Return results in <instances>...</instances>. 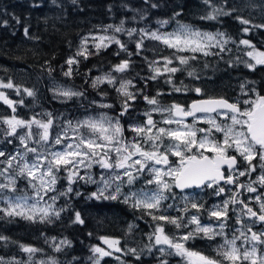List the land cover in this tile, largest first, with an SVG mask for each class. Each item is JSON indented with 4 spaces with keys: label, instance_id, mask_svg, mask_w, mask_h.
Wrapping results in <instances>:
<instances>
[{
    "label": "snow or ice",
    "instance_id": "snow-or-ice-1",
    "mask_svg": "<svg viewBox=\"0 0 264 264\" xmlns=\"http://www.w3.org/2000/svg\"><path fill=\"white\" fill-rule=\"evenodd\" d=\"M72 2L75 3L76 0ZM202 3L209 9L206 15L200 17L202 20H217L220 16H231L236 11L235 8L225 11L213 0H202ZM151 7L156 8L158 5L152 4ZM180 15L181 12L176 11L170 19L175 20ZM143 18L141 16V19ZM14 19L19 23L18 18ZM236 19L243 25L251 23L242 16H237ZM158 23L163 26L169 24L170 20ZM3 24L7 25L8 21L4 20ZM123 24L122 20L120 26L108 25L107 29L114 28L117 33L127 31L129 37L139 31L141 39L136 42L138 53L146 38L159 41L166 48L173 50L170 56H160L158 60L149 61V67L153 71L149 79L155 80L158 76L167 74L166 83L172 85V91H194L198 96L204 94L201 87L188 88L183 82L181 86H176L173 75L187 71L189 77L199 79L196 71L190 70V61L198 59L195 54L200 53L205 57L220 55L226 50L223 45L231 39L224 32L203 31L179 20H176V28L172 32L163 33L143 28L126 30ZM253 27L264 28V24ZM249 30L248 27L242 29L245 33ZM28 31L25 27V36ZM93 40L98 41L94 44L97 51L115 43L122 51L127 52L126 46L114 35H101L93 37ZM88 42L89 38L83 37L75 57L68 58L66 63L69 70L63 73L65 76L72 75L71 66L78 63L76 57L83 55L87 59L90 54L87 49ZM239 43L252 49L245 53L249 59L240 62L250 71H255L257 66H264V51L256 49L247 39H242ZM214 47H219L220 52H212ZM128 55L131 56L132 53ZM174 61H178L179 66H172ZM229 63L231 66V62ZM129 67L130 60H121L113 66V70L123 73ZM204 67L209 65L205 64ZM105 82L115 85L117 81L109 73L93 79L92 87L97 88ZM252 83H241L240 94L235 100L224 96H207L192 100L189 104L173 102L164 106L156 97L144 96V100L152 107L144 113L146 119L143 123L129 126L130 131L134 133L131 140L125 137V128L120 117L127 114L131 107L130 101H135L138 94L143 95L142 92L134 94L129 90L133 87L131 80L120 81L119 87L116 88L125 98L119 116L111 117L102 113L98 118L87 116L75 123L66 121L63 130L56 133L54 138L52 130L56 127L57 118L51 113L45 114L47 120L37 119L35 116L27 120L16 115L0 117V123L6 125L3 143L13 145L14 149L11 152L6 148L0 149V213L3 214L0 218L20 217L31 222L51 223L53 216L58 219L61 212L66 210L56 209L55 202L61 196L66 197L72 193V185L82 180L97 185L96 191L90 194V199L121 201L122 198V203L151 217L154 225L152 232L148 234L150 243L145 245V249L149 253H152L153 249L159 251V264H169L163 257L171 255L182 257L186 264H264V228L253 230L257 224L264 225V193L258 192L254 186L264 188V95L255 87H251ZM0 88H16L18 94L20 91V86L14 85L11 80L7 83L0 81ZM23 91L28 96H35L32 89L24 88ZM55 95L70 100L73 97H83L84 93L58 89L55 90ZM160 95L161 93L157 92V96ZM0 101L8 105L13 113L16 112L15 102L2 91ZM98 106L113 107L111 104ZM153 113L161 114L163 119L154 120ZM189 117L191 123L187 121ZM199 123L207 124L208 127H198ZM14 140L19 143L14 144ZM172 157L176 159L172 160ZM241 158L247 165L244 170H240ZM257 159L261 162L260 175L248 184L238 183L239 177L256 173L257 165L254 161ZM93 166H99L103 170L98 179L90 172ZM81 170H84L83 175ZM61 173H66L64 178L68 183L64 191L58 192L57 184ZM145 174L148 178L144 180V185L136 189L135 184ZM21 179L26 181L23 188L18 184ZM221 182L225 185H235L238 191L224 200L222 205H213L211 209H205L204 204L183 194L190 188L207 187L213 189L216 196H220L226 191ZM175 189H179L182 195L178 196ZM240 189L255 194L249 199L254 200L258 210L237 199ZM49 193L56 194L49 196ZM76 195L79 196L80 193L76 192ZM178 199L184 202L183 208L178 207ZM169 200L173 202L167 204V209L163 208L162 205ZM237 204L242 205L236 216V224L240 225L236 229L239 235L234 232L229 238L225 231L230 219L229 206ZM173 208L177 209L178 215L167 214V211ZM192 209L196 210V214H190ZM203 211H207L210 217L207 224L202 222ZM244 217L249 223H245ZM212 219L216 221L215 226L211 222ZM71 222L81 225L85 223L79 211L75 212ZM167 225L174 226L177 232L183 230V234L168 235ZM133 227L134 225L130 224L129 230ZM218 237L222 239V243L216 245L215 257L186 246L188 241L197 238L215 242ZM55 239L52 238L53 241ZM100 239L109 248L121 251L118 247L119 240L108 237ZM0 241L8 242L9 238L0 235ZM238 241L241 243L238 244ZM18 246L21 252L27 254L28 259L21 261L13 257L6 262L4 257H0V264H59L52 256L34 259L35 254L43 252L41 248L23 243ZM63 246L70 247L71 241L65 238L52 245L56 252L62 251ZM128 251L137 260L140 259V254L135 248ZM91 252L94 254L92 264H100L101 258L112 255L110 251L97 245L92 246Z\"/></svg>",
    "mask_w": 264,
    "mask_h": 264
},
{
    "label": "trees",
    "instance_id": "trees-1",
    "mask_svg": "<svg viewBox=\"0 0 264 264\" xmlns=\"http://www.w3.org/2000/svg\"><path fill=\"white\" fill-rule=\"evenodd\" d=\"M213 2L225 11L230 8L236 11L231 16H220L217 20H202L200 17L209 11L202 0H76L75 3L72 0H0V80L31 85L37 77L41 78L43 84L48 78H68L70 84L86 90L93 73L108 70L121 60H130V67L122 76L132 81L131 90L134 94L143 93L138 94L132 103L136 105L135 111L142 107L144 96L156 97L162 105L173 102L186 104L198 97L194 91H172V85L166 83L167 74L155 80L149 79L153 75L149 61L158 60L160 56H170L173 52L157 41L144 39L138 53L136 42L141 36L133 34L128 37L123 32H115L113 28L109 29L110 32L126 46L127 52L115 43L99 51L96 49L87 59L78 57V63L71 66L70 77L63 74L69 69L66 61L75 55L79 38L83 34L108 25L120 26L122 20L126 30L156 27L160 25L158 21L166 19L170 23L165 26H170L179 20L200 29L224 32L233 41L247 39L256 48L264 50V28L253 27L264 24V0ZM152 4L158 7L153 8ZM176 11H180L181 15L171 20ZM141 16L144 18L141 19ZM237 16L251 23L243 25L236 19ZM14 17L19 19V23ZM4 20L8 21L7 25L3 24ZM25 27L29 30L27 36L24 35ZM244 27H248L249 32H243ZM241 54L239 48L233 45L220 55L205 57L197 53L195 55L198 59L190 61V70L194 69L200 78L189 77L187 71H182L175 73L172 79L176 86H181L183 82L188 88L201 87L204 97L224 96L233 99L237 83L245 81L253 82L250 86L264 95V66H257L255 71H250L240 62ZM205 64L209 67L205 68ZM172 66H179V62L174 61ZM96 91L106 94L110 100H116L117 95L114 96L111 88L105 84ZM157 92L161 95L157 96ZM41 95L42 104L54 103L51 99L44 101L47 96L45 91ZM60 204L66 210L61 212L58 219H52L51 223L31 222L20 217L0 218V235L9 238L8 242L0 241V254L17 255L20 251L18 245L23 243L43 249L42 253L37 254L52 256L58 261H70L72 264H84L92 254L93 245L105 247L101 237H121L118 236L117 226L122 227L124 220L139 216L142 212L121 201L90 199L84 193L76 197L68 195L59 201ZM76 211L81 213L85 221L83 225L71 222ZM51 236L64 237L71 241V246H63L62 251L56 252L47 241ZM101 264H110L108 257H103ZM136 264L143 263L138 261Z\"/></svg>",
    "mask_w": 264,
    "mask_h": 264
},
{
    "label": "rangeland",
    "instance_id": "rangeland-1",
    "mask_svg": "<svg viewBox=\"0 0 264 264\" xmlns=\"http://www.w3.org/2000/svg\"><path fill=\"white\" fill-rule=\"evenodd\" d=\"M141 28L146 29V30H159L162 33L163 32H172L176 28V24H173L170 26L159 25V26L152 27V28L140 27V28H135V29L139 30ZM105 29H107V27H102V28H100L94 32H89V33L83 34L79 38L76 52L79 50L81 39L83 37L87 36L89 38L87 49H88V52L90 54H92L96 50V48L94 47V44L98 42L96 40H93V37H98L101 35L113 36V32H110L111 30L107 29V31H105ZM201 30L207 31V32H213V33L219 32V31H214V30H204V29H201ZM123 34L128 36L127 32H123ZM134 34H136L137 36H140L139 31H137ZM240 40H242V39H240ZM239 41H233L232 39H230V40H228L227 44L223 45V47L227 50L228 48H230V45H233V47L236 46L237 48H239V50L242 53L241 54L242 55L241 61L248 60L249 57H247L245 55V53L248 51H251L252 49L249 48L248 46L240 44ZM157 42H159V41H157ZM105 43H106V41H105ZM256 49H258L260 51H264L263 49H260V48H256ZM211 51L212 52H220V48L214 47L211 49ZM76 52H75V54H76ZM70 57H75V55L70 56ZM78 57H80V59H82L84 56L81 55ZM78 57H76L77 60H78ZM68 58H67V60H68ZM242 64H244V63H242ZM113 66H111L108 70H105L103 72L93 73V75L90 77L89 87L86 90H82L80 88L73 86L72 84H70L68 82V80H67L68 78H63L64 80H62L61 78H48V79H45L46 81L43 84L41 78L37 77V78H35V80L33 81V84H31V85L19 84V83H15L11 80L14 85L20 86L19 94L17 93L16 88H12V89L0 88V91L4 92L8 96L9 99H11L13 102H15L16 112L13 113L12 109L9 108L8 105L4 104L3 101H0V117L16 115L19 118H23V119L27 120V119H31L32 117L35 116L37 119L47 120L48 117L45 114L51 113L53 115V117L57 118L55 121L56 127H54L52 130L53 138L55 137L56 133L61 132L63 130V126H64L66 121H72L73 123H75L76 121L82 120L87 116H93V117L98 118L100 116V114H102V113H104L108 116H111V117H117L119 115L117 114L116 110H122V103H123V100L125 98L123 96H121L116 91V88L119 87L120 81L127 80V79L122 76V73L115 72L113 70ZM68 70L69 69L67 68V71ZM64 71H65V69H63V72ZM109 73H111V75L116 78V81H117L116 84L110 85L107 82H105L103 84H105V85H107V87L111 88L114 96L117 95L116 96L117 98L115 97L116 100H110L109 98L106 97V95H102L104 93H99L96 91V89L99 86H101L102 84L98 85L97 88L92 87L93 79H95L97 76H104V75L109 74ZM0 81H2V80H0ZM8 81H2V82L7 83ZM241 83H243V82L237 83L236 94L233 97L234 100L240 94L239 85ZM24 88L34 90L35 96H28L23 91ZM131 88L132 87H130V89H129L130 91H132ZM58 89H71L72 91L83 92L84 96L83 97H73L70 100H65V98L58 97L55 95V90H58ZM43 91H45L47 94L46 99L44 101H49L51 99V101H54L53 104H48L47 102H45L43 104L41 103V101H42L41 98L43 96L41 94L43 93ZM90 95H92V96H90ZM242 98H246V97H242ZM20 101H23V103H19ZM92 101H96L97 103L93 104ZM129 103L131 104V107L128 110L127 114H125L123 116V118H122L123 120L121 121V124L125 128V137L127 139L131 140L132 137L134 136V133H132L130 131L129 126L133 125V124L143 123L144 118H145L144 113L146 111H149L152 106L148 105L147 102L144 100L142 107L139 110L135 111L136 105L132 104L133 101H130ZM99 104H111L113 107L102 108V107L98 106ZM164 106H166V105H164ZM153 119L156 121H161L163 119V117L159 113H153ZM161 126H163V125H161ZM197 126L198 127H208V125L204 124V123H199ZM5 130H6V125H4L3 123H0V149L6 148L9 152H11L14 150L13 145H6L3 143V141L5 139V137H4V131ZM34 131H35V129H34ZM217 135H219V134H217ZM13 143L18 144L19 141L14 140ZM33 146H35V145H33ZM254 163L258 166V165H260L261 162L257 159ZM245 167H247V165L244 162V166L241 168V170H244ZM102 171L103 170H101L99 168V166H93V168L90 170L91 174L96 179L99 178ZM83 174H84V170H81V175H83ZM60 175H61V179L58 181V184H57V191L58 192L64 191L66 189L67 183H68L67 180L64 178L66 176V173H61ZM258 175H260V172L255 173L252 176H246L245 184H248L252 180H255L256 176H258ZM147 178H148V176H147V174H145V176L143 178H141L140 180H138V182L135 184V188L136 189L141 188L144 185V180ZM18 184L21 188H23V187H25L26 181L21 179L18 181ZM254 186H256L258 189V192H260V189L262 187H260L259 185H254ZM72 187H73V192L69 193L68 195H72L74 197L77 196L76 192H79L80 194L84 193L85 197H89L90 194L92 192L96 191V189H97V185L92 184V183H86L85 181H82V180L74 183L72 185ZM125 190H127V189L125 188ZM54 194H56V193H49V196L54 195ZM254 195L255 194L247 193L244 197L247 201H250L258 209V205L254 202V200L249 199L250 196H254ZM67 197L68 196H66V197L61 196L55 202L54 207L56 209H60L62 206H61V204L59 205V201H61V200L63 201ZM190 197L195 200L194 196H190ZM212 197H213V201L209 204L208 209H211L213 205H220L218 203V201L215 200V194ZM199 199L201 200V196H199ZM121 201H122V198H121ZM50 202L51 201H49V203ZM172 202L173 201L169 200V201L165 202L162 205V207L167 209V204L172 203ZM176 203H177L179 208L184 207V202L182 200L178 199L176 201ZM239 211H240V209H238L237 207H233L232 210L229 211L230 219L227 222L228 228L225 230L227 232V235L229 238L232 237L234 232L236 235H239V233L236 232V229L240 227V225L236 224V216L239 213ZM167 214L172 215V216H176L179 213H178L176 208H173V209H169L167 211ZM190 214H196V210L193 212H190ZM0 215H3V214L0 213ZM51 219H55V216H53ZM137 219L139 222H137ZM124 221L125 222L122 224V227L117 226V233L119 234L118 236H121V237L117 238V240L120 241L118 247L121 249V251L117 252V251H115L114 248H109L108 245L105 244L101 240L102 243L105 244V247H103V246H100V247H102L106 251H110L112 253V255H110V256H105V257H108L110 264H121V262H124V264H136V263H138V261H141L143 264H159L158 258H160V256H161L159 251L157 249H153V252L149 253L145 249V245L150 243V241L148 239V234L152 232V230H153L152 226L154 225V222L152 221L151 217L146 215L142 211L139 216H136V217H133L130 219H126ZM209 221H210V219L209 220H202V222L205 224L209 223ZM244 221L246 224L249 223V221L246 217H244ZM211 222L215 226L216 221L212 220ZM130 224L134 225V227L131 229V231L129 230ZM253 230L259 231L260 229L257 226H254ZM166 232L170 236L176 235V234H183V230H181L180 232H177V230L172 225L166 226ZM53 237L56 238L55 241L52 240ZM63 239H65V238L64 237L51 236V237L47 238V241H48V244L52 247L53 243H59ZM220 243H222V239L219 237L216 238L215 242L208 241L206 239L197 238V239L188 241L186 246L192 250L201 251L203 253H208L210 256L215 257L216 256V252H215L216 245H218ZM237 243L239 244V243H241V241H238ZM131 248H135L137 250V252L140 254L141 258L139 260H137L136 257L133 256L128 251ZM141 249H144V251H141ZM0 257H4L6 262L13 257H15L17 260H21V261H26L28 259L27 254H25L21 251H19L17 255H10V256L6 255L5 256V255L0 254ZM46 257L47 256H43L41 254H35L34 259H45ZM93 258H94V254L92 253L90 255V257L88 258V261L85 262L84 264H92ZM163 259L167 260L169 262V264H186V261L182 257L175 256V255L164 256ZM69 262L70 261H59V264H69ZM100 264H101V260H100Z\"/></svg>",
    "mask_w": 264,
    "mask_h": 264
},
{
    "label": "flooded vegetation",
    "instance_id": "flooded-vegetation-1",
    "mask_svg": "<svg viewBox=\"0 0 264 264\" xmlns=\"http://www.w3.org/2000/svg\"><path fill=\"white\" fill-rule=\"evenodd\" d=\"M198 97H204V96H198ZM198 97H195V98H198ZM193 98V99H195ZM193 99L189 100L186 104H188L190 101H192ZM230 100H234L233 99H230ZM182 104V103H181ZM122 110H117V114L119 115V113L121 112ZM123 116L120 117V121H122L123 119ZM146 119V117L144 118V120ZM187 121L189 123H191V118H187ZM230 154H235V153H230ZM172 160H175L176 158L175 157H172L171 158ZM255 162V161H254ZM244 166V162L242 159H240V170L241 168ZM260 172V169H259V165L257 166V171L256 173ZM227 174V173H226ZM245 180H246V176L244 177H239V180H238V183L240 184H245ZM221 186L225 187L226 191L225 193H222L220 196H216L215 195V200L218 201V203L220 205H222L223 201L226 200V199H229V197L232 196V194L234 192H237L238 189L235 185H225L223 184V182H221ZM174 191H176L177 195H182V193L180 192L179 189H175ZM248 192L246 190H243V189H240L239 190V194H238V197L237 199L238 200H243L245 201L246 203H249L250 206H252L254 208V210H258L250 201H247L245 199V195L247 194ZM260 193H264V188H261L260 189ZM183 194H188L189 196H194L195 197V201L201 203V204H204L205 206V209H208V206L209 204L213 201V195L215 194L213 189L211 188H207V187H202V188H190V189H187L185 190V193ZM199 196H201V200L199 199ZM233 207H237L238 209H241L242 208V205L240 204H237V205H230L229 208L230 210H232ZM195 211L194 209L191 210V212ZM202 220H209L210 217L208 215V212L207 211H203L202 214ZM214 220V219H212ZM260 230L262 228H264V225H256ZM205 255H208L210 256L208 253H204ZM213 257V256H212Z\"/></svg>",
    "mask_w": 264,
    "mask_h": 264
},
{
    "label": "water",
    "instance_id": "water-1",
    "mask_svg": "<svg viewBox=\"0 0 264 264\" xmlns=\"http://www.w3.org/2000/svg\"><path fill=\"white\" fill-rule=\"evenodd\" d=\"M200 98H206V97H198V98H195V99H200ZM195 99H193V100H195ZM189 103H191V101H190ZM189 103H188V104H189Z\"/></svg>",
    "mask_w": 264,
    "mask_h": 264
}]
</instances>
